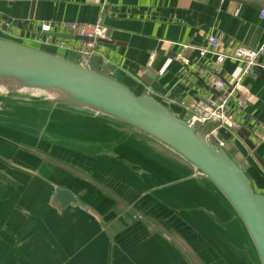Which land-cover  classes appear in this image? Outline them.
<instances>
[{"label": "crops", "instance_id": "1", "mask_svg": "<svg viewBox=\"0 0 264 264\" xmlns=\"http://www.w3.org/2000/svg\"><path fill=\"white\" fill-rule=\"evenodd\" d=\"M102 9L101 73L186 121L203 100L225 95L208 74L215 57L200 59L195 48L211 36L222 54L264 47V0H0V38L81 63L57 41H83L61 39L58 26L93 24ZM181 45L193 47L189 65L178 59ZM242 70L229 60L222 79L232 85ZM243 85L214 141L264 195V55ZM56 189L79 203L61 208ZM0 264L258 262L227 201L162 144L104 117L0 100Z\"/></svg>", "mask_w": 264, "mask_h": 264}, {"label": "water", "instance_id": "2", "mask_svg": "<svg viewBox=\"0 0 264 264\" xmlns=\"http://www.w3.org/2000/svg\"><path fill=\"white\" fill-rule=\"evenodd\" d=\"M60 38L70 40L73 36L63 34ZM18 81H22L21 87ZM36 88L49 89L54 97L35 95ZM58 93L65 95L60 97ZM0 100L104 117L162 144L186 163L199 180L209 182L222 195L242 225L258 264H264V195L254 190L249 177L230 157L229 148L207 140L191 120L181 119L153 97L137 96L102 74L99 57L85 66L0 38ZM56 200L61 208L79 203L63 189H56ZM171 238L194 256L184 241Z\"/></svg>", "mask_w": 264, "mask_h": 264}, {"label": "built area", "instance_id": "3", "mask_svg": "<svg viewBox=\"0 0 264 264\" xmlns=\"http://www.w3.org/2000/svg\"><path fill=\"white\" fill-rule=\"evenodd\" d=\"M261 19L264 21V10L260 14ZM10 24H5L4 28L9 29ZM62 34H68L79 38H85L88 41H83L78 48H74L68 41L58 40V47L66 51H76L82 58V65L90 66V63L94 57L104 58V54L99 50L100 41L107 39L108 30L104 25V9L100 11V15L96 22L93 24H74L64 23L58 26ZM42 33L47 35L43 42L46 45H51L53 40L51 38L52 27L45 24L42 26ZM191 46L181 45L182 52L178 56V59L185 65H189L187 57L184 53L190 50ZM220 43L217 37L211 36L208 38L206 48H195L200 59H205L208 55L215 57V63L211 66L208 74L213 75L214 85L217 89L224 92L225 95L222 98L211 99L207 98L203 100L196 107L197 116L191 121L198 126L202 131L204 137L210 142L224 147V144L217 140L218 132L225 125H228L233 120L231 114L230 102L233 101L238 94L246 92V88L243 85L244 79L249 75L250 71L258 66L259 59L264 55V47L258 51L238 48L232 53L222 54L219 52ZM229 60L237 61L243 65L242 73L236 78L232 85L222 79V70L225 63ZM238 106L242 108L244 103L238 99ZM209 129H211L209 131ZM209 131V132H208Z\"/></svg>", "mask_w": 264, "mask_h": 264}, {"label": "bare ground", "instance_id": "4", "mask_svg": "<svg viewBox=\"0 0 264 264\" xmlns=\"http://www.w3.org/2000/svg\"><path fill=\"white\" fill-rule=\"evenodd\" d=\"M20 84L23 85L22 81H18V85H19V86H20ZM19 86H18V87H19ZM20 87H21V86H20ZM24 90L27 91L26 88H25ZM33 91H34V94H35V95H38V96L47 95V96H52V97H54V96L52 95V93L50 92L49 89H45V88H36V89H34ZM57 95L60 96V97H62V96L65 95V93H58Z\"/></svg>", "mask_w": 264, "mask_h": 264}, {"label": "trees", "instance_id": "5", "mask_svg": "<svg viewBox=\"0 0 264 264\" xmlns=\"http://www.w3.org/2000/svg\"><path fill=\"white\" fill-rule=\"evenodd\" d=\"M107 192V191H106ZM110 196H112V194H110V192H107ZM189 255L192 257V258H194L190 253H189Z\"/></svg>", "mask_w": 264, "mask_h": 264}]
</instances>
